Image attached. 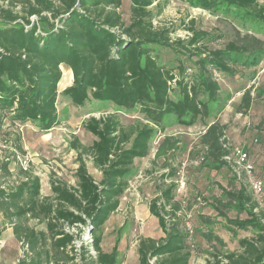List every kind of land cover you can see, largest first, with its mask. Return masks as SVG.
<instances>
[{
	"label": "trees",
	"instance_id": "1",
	"mask_svg": "<svg viewBox=\"0 0 264 264\" xmlns=\"http://www.w3.org/2000/svg\"><path fill=\"white\" fill-rule=\"evenodd\" d=\"M128 1V25L117 11L122 0H21L20 11L0 6V128L29 122L41 131L54 129L59 125V95L80 109L89 102H102L119 111L138 110L148 122L126 131L114 115L90 118L85 130L95 141L88 148H77L75 187L51 179V196L42 197L39 178L21 167L14 185L0 187V214L23 249L18 264H120L116 244L110 252L102 250L101 228L128 189L134 161L148 156L149 143L156 129L163 131L164 120L186 127L198 119L206 121L198 143L204 159L210 165L227 166L226 127L210 110V104H218L220 90L212 72L233 76L236 67L254 66L263 60V51L234 43L208 50L204 43L208 37L192 25L187 28L190 36L186 40H173L174 30L153 25L154 14L159 15L170 0ZM180 1L213 14H234L242 25L250 22L264 30V6L259 0ZM155 48L168 49L183 59H177L176 67L163 65ZM187 63L194 67L190 75ZM61 66L71 72L72 84L58 93ZM172 82L173 87L168 84ZM175 92L177 98L173 99ZM253 101L251 91H244L236 111L248 114ZM13 145L15 155H24L19 135ZM177 145V140L164 137L152 164L159 159L167 162ZM85 152L98 168L99 180L88 173L81 160ZM177 172L170 168L149 203V213L157 220L162 237L139 238L138 264L190 263L187 214L177 200V185L165 183ZM0 173L11 177L8 161H0ZM226 194L249 217L231 224L251 231L252 237L239 241V253L213 254L205 264H264V212L253 213L258 204L251 194ZM88 228L91 242L76 249L74 240ZM72 229L74 233L66 232Z\"/></svg>",
	"mask_w": 264,
	"mask_h": 264
},
{
	"label": "rangeland",
	"instance_id": "2",
	"mask_svg": "<svg viewBox=\"0 0 264 264\" xmlns=\"http://www.w3.org/2000/svg\"><path fill=\"white\" fill-rule=\"evenodd\" d=\"M20 1L0 0V6L20 11ZM258 4L264 6V0H259ZM149 9L155 13L154 7ZM117 11L121 14L124 25H128L129 1L122 0ZM154 15L153 25L156 28L174 30L171 34L173 40H186L190 36L187 28L192 25L208 37L204 41L208 50H221L227 44L234 43L252 51L261 49L264 54V30L250 22L242 25L234 14H213L191 8L180 0H170L159 15ZM31 20L34 21L35 18L32 17ZM154 54L160 63L167 66L176 67L177 59H183L180 54L176 55L163 48H155ZM195 60L196 57H192V61ZM186 68L190 69L189 75L193 73L192 63H187ZM61 70L59 93L72 84L69 70L65 67ZM215 81L220 90L218 104H210L211 116L216 115L218 121L225 125V138L230 149L245 151L254 166L255 175L264 183V59L254 66L236 67L233 76L218 73ZM246 90L251 91L254 101L248 114L242 115L236 108ZM176 93L172 95L173 99L177 98ZM202 99L205 100V96ZM57 112L59 125L47 132L29 122L21 124V130L18 126L9 128L8 125L0 128V161L9 162L11 174V177H6L0 173V187L14 185L20 176L21 169L15 155L17 151L13 145L16 135L20 136L24 151L21 156L28 163L26 171L39 178L40 195L50 197L51 179L68 187L76 186L75 172L80 152L77 148H88L95 141L85 130V123L90 118L114 115L126 131L148 123L138 110L119 111L113 105L102 102H89L80 109L74 107L69 98L60 95ZM205 123L206 121L198 119L194 125L186 127L172 119L164 120L163 131L156 129L157 132L149 143L148 156L134 161L133 171L128 178V189L120 198L116 212L101 228L102 249L109 252L116 244L120 264H138L136 248L139 238L158 239L162 236L157 220L148 214V206L157 196L159 182L169 173L170 168H175L178 172L173 180L165 182L166 185L171 181L176 184L181 181L184 183L177 200L181 202L191 228L188 240L191 250L189 264H205L212 260L213 254L239 253V241L252 237L251 231H244L231 224L249 217L247 211L240 210L239 203L229 199L226 194L237 191L250 194L247 184L242 177L237 179L228 165H210L204 159V150L198 143L199 136L205 130ZM164 137L177 140V149L170 154L167 162L159 159L152 164L157 145ZM81 160L88 173L98 180L100 172L88 153H82ZM252 200L258 204V210L253 213L259 215L257 211L264 212V189L259 198L252 195ZM43 227L35 226L37 230ZM0 230H4L0 238V264H18L22 259L23 249L13 238L12 231L1 214Z\"/></svg>",
	"mask_w": 264,
	"mask_h": 264
},
{
	"label": "built area",
	"instance_id": "3",
	"mask_svg": "<svg viewBox=\"0 0 264 264\" xmlns=\"http://www.w3.org/2000/svg\"><path fill=\"white\" fill-rule=\"evenodd\" d=\"M189 71L190 70L188 69L187 73ZM212 77L214 79H217L218 73L213 71ZM168 84L169 86L173 87V82L168 83ZM17 126L21 130L20 128L21 124ZM229 150H230V154L224 158L228 167H230V169L235 173L237 179H241V177L244 179V181L247 184L250 194L253 195L255 198H259L263 193L264 183L259 177L255 175L254 166L250 162L248 154L242 149L231 150L230 146H229ZM16 159L19 163V166L22 168V170L26 171L28 168V163H27L26 158L21 155L16 154ZM176 185H177V195L179 196L181 195L180 193L181 190L184 188V183L181 181L179 184H176ZM186 231H188V233L191 234V228L189 224L186 225ZM66 232L74 233L75 231L72 229V230H66ZM90 242H91V233H90V229L88 228L87 230H85V232H83L80 235L79 238H76L74 240L73 244H74V247L78 249L82 243L87 244ZM89 254L94 256V252L91 249L89 251Z\"/></svg>",
	"mask_w": 264,
	"mask_h": 264
},
{
	"label": "crops",
	"instance_id": "4",
	"mask_svg": "<svg viewBox=\"0 0 264 264\" xmlns=\"http://www.w3.org/2000/svg\"><path fill=\"white\" fill-rule=\"evenodd\" d=\"M62 67H65V66H61V68H62ZM65 68H67V67H65ZM67 69H68V68H67ZM68 70H69V69H68ZM61 71H62V70H61ZM69 72H70V71H69ZM70 74H71V72H70ZM61 79H62V77H61ZM61 79H60V81H59V83H58V85H57V91L59 90V85H60ZM58 93H59V91H58ZM100 177H101V174H100ZM99 179H100V178H99ZM99 179H98V180H99ZM95 180H96V179H95ZM117 209H118V208H117ZM148 214L150 215L149 210H148ZM112 216H113V215H112ZM150 216H151V215H150ZM110 217H111V216H110ZM110 217H109V218H110ZM108 220H109V219H108ZM108 220H107V221H108ZM107 221H106V222H107ZM9 229H11V228H9ZM43 229H44V227H43ZM43 229H38V230H43ZM161 237H162V236H161ZM101 244H102V242H101ZM101 248H102V247H101ZM102 250H103V249H102ZM103 251H104V250H103ZM104 252H105V251H104ZM109 252H110V251H109Z\"/></svg>",
	"mask_w": 264,
	"mask_h": 264
}]
</instances>
